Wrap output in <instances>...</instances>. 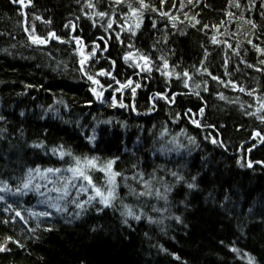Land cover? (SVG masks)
I'll return each instance as SVG.
<instances>
[{"label": "trees", "instance_id": "obj_1", "mask_svg": "<svg viewBox=\"0 0 264 264\" xmlns=\"http://www.w3.org/2000/svg\"><path fill=\"white\" fill-rule=\"evenodd\" d=\"M148 2L159 11H145L141 27L133 25L134 35L127 19L121 37L89 21L82 6L93 4L97 16L105 12L119 26L128 12L126 3L139 7L137 0L116 9L111 0H25L24 9L0 0V187L11 189L0 192V244L11 249L0 253V264H250V259L264 264V54L257 50L264 49V0ZM52 32L60 39L47 46L29 40L30 34L49 40ZM77 38L90 57L83 73L77 66L81 56L64 43ZM130 39L139 48L124 51ZM106 49L104 61L92 64ZM121 50L125 54L120 56ZM129 52L136 54L139 66L135 59L124 60ZM140 54L150 58L149 66ZM136 69L154 74L152 84L171 80V93L161 87L150 100L144 84L132 78ZM85 72L100 84L86 80ZM129 80L132 84L121 88ZM98 87L109 90L106 105H98L91 91ZM155 103L171 116L133 117L151 112ZM61 146L101 162L118 157L116 171L142 174L144 181L152 180L145 172L162 171L171 185L167 200L140 196L145 191L140 176L125 181L122 175L110 207L97 200L77 208L71 201L83 203L92 193L77 196L76 187L60 201L67 209L61 212L41 203L46 197L34 191L13 195L28 169H65L72 163V157L60 158ZM92 178L106 185L104 173L93 171ZM35 183L42 181L37 177ZM189 183L196 186L190 189ZM153 187L164 191L154 181ZM8 204L25 219L5 211ZM125 205L141 219L122 215ZM44 210L52 215H29ZM160 222L171 231L165 233Z\"/></svg>", "mask_w": 264, "mask_h": 264}, {"label": "snow or ice", "instance_id": "obj_2", "mask_svg": "<svg viewBox=\"0 0 264 264\" xmlns=\"http://www.w3.org/2000/svg\"><path fill=\"white\" fill-rule=\"evenodd\" d=\"M13 3H19L20 5L27 7L28 4H25V0H12ZM162 3H166V0H161ZM28 3H31V0H28ZM114 3L117 5L123 4L124 0H114ZM137 3L139 4V7H133L132 3L126 4V7L128 9V12L126 13V19H130L133 21V23L128 24V28L130 31H132V34H135V31L133 30V24L135 29H139L141 27V24L143 22V16L144 12L147 11L148 9L151 8L152 11H159V9L152 4L148 2V0H137ZM88 7H94L93 4L89 3ZM237 7H239V4H237ZM101 17H104L107 15L105 12H100L98 13ZM161 15L163 16H169L168 13L162 12ZM171 20H176L178 17H172L169 16ZM37 19H40L37 17ZM48 23H51V21H48ZM113 23H115V19L111 20L108 24L107 27L111 29L113 27ZM196 23H199V21H196ZM155 27V25H153ZM194 26V25H193ZM173 27H175V24H173ZM253 27H255V24H253ZM28 31V29H25ZM32 32H35V27L33 26ZM50 36L56 39H60L59 37L56 36L55 32L50 33ZM118 38V37H117ZM29 40L31 43L35 45H44L48 43L47 39L41 38L39 35H29ZM215 37L213 38V43H216ZM81 41L77 40V44H80ZM251 43V41H249ZM129 47H132V45H129ZM255 47V46H254ZM260 51L262 54H264V49H257ZM94 54V53H93ZM81 59H80V64L81 67L83 68V65L85 62L90 58L89 56L84 55L83 50H81ZM136 54L129 52L124 56L125 61H129L130 59H135ZM149 57L140 54L139 55V60H142L144 62V66H149ZM115 61H113V64ZM139 66V63L137 62V65ZM164 69L169 68L168 62L165 60L163 64ZM150 70V67H149ZM87 76V79L91 81L93 84L99 85L100 81L95 79L93 75H89L87 72L84 73ZM162 74H167L171 75V73H163ZM99 75H109V73L105 71H101ZM185 76L188 75V73H184ZM211 75V73H209ZM115 79V77H112ZM214 79H219L218 77H213ZM118 84L120 81H116ZM132 84V81L129 80L125 84H121V88H127L129 85ZM101 87H103L101 85ZM138 87V85H137ZM240 91H244L243 88L239 89ZM92 93L96 95L98 98L102 97L103 93L98 92L96 88L91 89ZM135 95V90L133 89V96ZM249 95H252V93H249ZM221 99H224L223 96H221ZM115 103V101H114ZM121 107H124L125 105L121 104ZM264 108V105L261 106ZM257 111H261L260 108L257 109ZM23 115V114H21ZM262 121H264V116L260 117ZM193 123H196L197 126L199 127L200 125L198 124L197 121H193ZM261 134L259 132L256 133V136H260ZM95 140V132L93 133V136L90 138V142L94 143ZM213 143H216L215 140L212 141ZM261 143H264V139L261 140ZM40 146V145H37ZM58 150L53 149V152L56 153ZM59 156L61 159H64L65 156L72 157V163L69 164V166L65 169L61 168H47V169H28V173L26 178L22 182V186H18L16 188V191L13 192V195H27L29 191H34L37 194L46 197L45 200L41 201V203H44L47 205L48 208L54 209L56 212H61V211H66V207H62L60 204V201L62 200H67L70 196H72V191L71 189L76 187L80 189V191L77 192V196L81 194V192H89L91 190V193L88 196V200L81 203L77 199H73L71 203H74L75 206L81 210L84 209V204L85 203H91L92 201H97L102 204L104 207H110L112 206L113 201L116 199V189L118 188V182L117 178L121 177L122 173L119 171L115 170V165L117 163V158L114 159H109L107 161H100L99 157H79V156H74L73 153L70 151H64L63 146H61V149L59 150ZM251 167V163L248 165ZM93 171H100L104 173L105 175V181L106 185L105 186H98L92 178V172ZM140 176V180L143 182V186L145 188V191L140 192V196H152L155 194L158 198H163L167 200V192L170 190V187L166 185L163 181H158L161 186L164 188L163 193L160 191L159 188H154L153 187V181L148 180L144 181L143 175L138 174ZM173 176L176 175V173H172ZM37 177L39 178L42 183H35ZM125 181L128 180V177H124ZM132 179H136V177H132ZM180 179H183V177H180ZM80 181H83V183H78ZM51 185V187H49ZM196 185L193 183H189L188 187L191 189L195 187ZM46 188L47 192H42L41 189ZM11 189L5 184L2 187H0V192H10ZM133 191V194H135V190ZM56 193L57 195L53 198L48 195V193ZM0 201H4V197L0 196ZM125 212L122 213V215H125L127 217L134 218L135 220L139 221L141 219L140 215H136L133 210L131 209L130 206L125 205ZM9 209H12L15 211V216L19 217L21 220H24V216L22 215L21 211L13 209L12 204H8L7 208H5V211H8ZM29 215L31 217H49L52 215L51 212L44 210V211H29ZM176 219L179 221L180 217H176ZM5 224H7L9 221L5 220L3 221ZM27 222V221H25ZM125 223H127V220H125ZM48 231H51L52 229H47ZM7 241H12V237L9 236L6 238ZM17 244H19L18 241H16ZM23 247V245H20ZM233 252L239 251L236 248L231 249ZM11 251L10 248L7 247V243L0 244V253L3 252H8ZM179 259V257H177ZM250 264H252L251 259H250Z\"/></svg>", "mask_w": 264, "mask_h": 264}, {"label": "bare ground", "instance_id": "obj_3", "mask_svg": "<svg viewBox=\"0 0 264 264\" xmlns=\"http://www.w3.org/2000/svg\"><path fill=\"white\" fill-rule=\"evenodd\" d=\"M124 2L126 3V2H129V0H124ZM125 3H123V4H120V5H124ZM12 4L13 5H15V7L16 8H20V4L19 3H17V4H14L13 2H12ZM127 4V3H126ZM117 5V4H116ZM118 6V5H117ZM23 7V9H24V6H22ZM22 10V9H21ZM81 14L83 15V16H85L86 18H88L89 19V21H97L98 23H99V25H104L105 27H103L102 29H103V31H105V32H107V31H112L113 32V34L115 35V36H124V28L126 27V25H125V22L127 21V19L125 18L126 17V14L124 13V15H125V17L124 18H122V21H121V23H120V25L119 26H114L113 25V27L111 28V29H109L108 27H107V24L110 22V20L106 17V16H104V17H101V16H97L95 13H96V11L93 9V8H91V7H88V5H83L82 6V9H81ZM127 13V12H126ZM170 16V15H169ZM128 23L129 24H131V23H133L132 22V20H130V19H128ZM134 25V24H133ZM72 28V27H71ZM135 28V27H134ZM124 30V31H123ZM135 39H137V38H135ZM77 40H80L79 38H77L74 42H73V44H70L69 42H64V43H66L67 45H69V46H72V48L74 47L76 50H77V52H78V54H79V56H81L80 55V53H81V50H83V52H84V50L86 49V45H85V43L82 41V40H80L81 41V43L80 44H77ZM55 43L56 42V39L55 38H50L49 40H48V43L47 44H44V45H49L50 43ZM123 45L124 46H126V47H123V49H124V51H131V50H134V49H138L139 48V45H138V43H137V41L136 40H133V39H130V41H126L125 43H123ZM129 45H132V47H129ZM129 48H131V49H129ZM122 52H120L119 53V55L121 56V53H123V54H125V52L123 51V50H121ZM109 54V52H108V49H106L105 50V52H103L102 54H100V55H98V58H97V56L95 55L94 56V59L93 60H95V59H98L96 62H91L92 64H94V65H97V64H100V63H102L103 61H104V57L106 56V55H108ZM160 60V63L162 64V63H164V61L165 60H163V59H159ZM158 61V60H157ZM131 65V64H130ZM77 66H78V68L80 69V71H81V73H83V68L81 67V64H80V62H78L77 63ZM137 71V72H136ZM136 71H134L133 73H132V75H133V77L132 78H134V81H137V82H142L143 84H144V90L146 91H149L150 93H149V95H148V97H149V99L151 100V99H154L155 98V95L156 94H158V92L160 91V88L161 87H165L166 89H168V95L171 93V80H169V81H166L165 83H162V84H152V83H150L151 82V80L152 79H154V78H152V76H154V74H151V75H146V74H142V72H141V70H138V69H136ZM86 80H88L87 79V76L85 75H82ZM109 76V75H108ZM107 76V77H108ZM108 78H111V76H109ZM145 80V82L143 81V79ZM141 83V84H142ZM170 98H171V95H170ZM166 101H167V104H168V99H166ZM149 104H150V102H149ZM168 106H170L171 107V103H169L168 104ZM159 112H161V114H163V116L165 117L166 115H170L171 116V111H166V110H164V108L162 107V106H160V105H156V103L154 104V109L151 111V112H148L147 114L146 113H143V112H136L135 114H134V118L135 119H142V118H145V119H148L150 116H152V115H154V114H157V113H159ZM153 123V122H152ZM164 128H166V125H163L162 127H160V130H162V129H164ZM140 132V131H139ZM142 133V132H141ZM168 136L171 138V131H169L168 132ZM133 143H139V141H134ZM86 152H88V153H90L91 152V150H87ZM117 170L120 172V173H122V176H124V177H128V179H130V180H133L132 179V177H136V178H138L139 177V175L138 174H136V175H133V174H130V173H128L126 170L125 171H122V169H120V168H117ZM144 176L146 177V178H149V179H152L158 186H160V187H162L161 186V184L158 182V181H163L166 185H168L170 188H171V185L169 184V182H168V180L164 177V175H163V173H162V171H160V170H152V171H148V172H145V174H144ZM166 218V217H165ZM165 218L164 219H161L162 221H165ZM160 226H162V228L164 229V231H165V233H167V232H170L171 230H170V228L167 226V225H165V223L164 222H160ZM129 227H132V225H130ZM168 239H170V236H168ZM163 251H164V253H168V251H167V249H163ZM169 254V253H168ZM169 255H171V254H169Z\"/></svg>", "mask_w": 264, "mask_h": 264}, {"label": "rangeland", "instance_id": "obj_4", "mask_svg": "<svg viewBox=\"0 0 264 264\" xmlns=\"http://www.w3.org/2000/svg\"><path fill=\"white\" fill-rule=\"evenodd\" d=\"M111 2L114 4L113 6H111V8H114V9H116L117 7L115 6L116 4L114 3V0H111ZM110 21L111 20H113L114 19V17H109V16H106ZM120 25V24H119ZM135 61H136V63L138 62L137 61V59H135ZM87 62V61H86ZM131 62H133L131 59L129 60V63H131ZM140 62H142V61H140ZM99 88V87H98ZM98 88H97V91L98 92H102L103 93V95H102V97H100V98H98L97 96H96V102L98 103V105L100 104H107L108 103V98H107V93L106 92H108L109 90H105L104 88H99V89H102V90H98ZM54 193V192H53ZM54 194H56V193H54Z\"/></svg>", "mask_w": 264, "mask_h": 264}]
</instances>
